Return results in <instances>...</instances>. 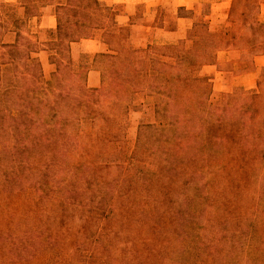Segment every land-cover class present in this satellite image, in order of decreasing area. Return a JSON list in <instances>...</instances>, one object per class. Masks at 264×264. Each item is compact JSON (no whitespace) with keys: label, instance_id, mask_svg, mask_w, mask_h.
Instances as JSON below:
<instances>
[{"label":"rangeland","instance_id":"rangeland-1","mask_svg":"<svg viewBox=\"0 0 264 264\" xmlns=\"http://www.w3.org/2000/svg\"><path fill=\"white\" fill-rule=\"evenodd\" d=\"M78 1L0 0V264L264 263V0Z\"/></svg>","mask_w":264,"mask_h":264},{"label":"trees","instance_id":"trees-1","mask_svg":"<svg viewBox=\"0 0 264 264\" xmlns=\"http://www.w3.org/2000/svg\"><path fill=\"white\" fill-rule=\"evenodd\" d=\"M90 2L91 3H89L88 1L87 2L78 1V2H76V6H69L71 8H77L81 12L78 15V17H79L80 20H78V22L77 21L76 22H73L72 20L69 21V18H68V19H66L65 26L62 25L60 27L61 24L58 25V29L60 27V29H63L64 30V32H63V39H65L66 37H69L70 33H72L74 30H75V32L85 30L86 27L88 26V21H89L88 19L89 18H91L92 20L98 18V11H100L101 5H100V3L97 0H93V1H90ZM2 3L3 4H7L5 2H2ZM57 7H59V10L60 11L61 10L66 11V9H67L66 6H61V5L60 6H57ZM91 7H93L94 9H92ZM67 12L70 13V12H74V11L67 10ZM98 19H100V16H99ZM9 48H10L11 51H15L16 52V50H17L19 52L18 45H12V46H9ZM12 61H13L12 63H14L18 68H19V66L22 63H23L24 66H26L25 71H26V74L28 76H26V75L23 74V76H24V79H23L24 80V84L27 85V86H34L33 89H30V87H29L28 91L30 93H34V92H36V90L39 91L40 85H41V80H40L41 78H40V76L38 74V66H39V64H35L33 59H31L29 56L27 57L23 53L19 57L15 56ZM31 72H33V74ZM13 91L14 92H18L17 88L13 89ZM27 92H26V94H27ZM15 99H17V98H15ZM17 100H21V103L24 105L22 107V110H20V111L18 110V111L20 113L22 112V115L21 116H23L25 118H28V120H29V118H30V110L28 109V111L26 112V109L25 108L28 106V103L30 105H32V100L30 99L29 96H25L24 94H22V95L20 94L18 96V99ZM13 102H16L17 103V101H13ZM69 106H71V107H69V109L71 111H73V113H74L75 112V109L77 108L75 106V104H72V102H71L69 104ZM227 114H229V112ZM26 115H27V117H26ZM233 116H236V115L233 114ZM240 116H242V114H240ZM17 118H15V116H12L11 114H9L8 117L2 119L1 121L7 122L8 120H10L12 123H14V130L15 131H14L13 134H15V136L17 137V141H19L18 143H20V141L22 140V138H24L25 136H27L29 133H28V130H27V133H26V127L24 126V124L21 121H18ZM45 125H46V123L44 124V126ZM44 126H43V128H44ZM52 126H53V124H51L48 128H44L43 129V132L41 130V132H40L41 135H38V136H42L41 139H40L39 145L40 144H41V146L44 145L45 142L43 140H44L45 135H46L47 138H48V140L46 141V143L48 144L51 152L53 151V153L55 155H57V154H59V150H58L59 149L58 148L59 143H58L57 140H52V138L55 137L54 136V130L51 129ZM250 128H251L250 134H251V137L252 138L248 141V144L251 141L254 142L255 141L254 137H257V134L255 133V130L253 129V127L251 125H250ZM56 132H57V130H56ZM257 146H258V144H257ZM21 153H22L21 149L20 150L19 149H16V151L12 155V161L14 163L17 162L20 159V157L22 155ZM58 161H60V159ZM243 161L245 163H247V164L249 163V160L246 157L243 158ZM247 164H245V165H247ZM263 193H264V184H263ZM262 264H264V263H262Z\"/></svg>","mask_w":264,"mask_h":264},{"label":"crops","instance_id":"crops-1","mask_svg":"<svg viewBox=\"0 0 264 264\" xmlns=\"http://www.w3.org/2000/svg\"><path fill=\"white\" fill-rule=\"evenodd\" d=\"M191 1H193V0H188V2H186L187 5H185V4H181V5L188 6L191 4Z\"/></svg>","mask_w":264,"mask_h":264}]
</instances>
